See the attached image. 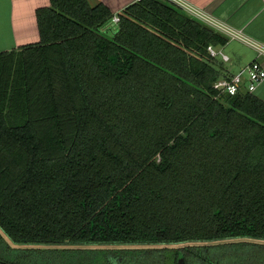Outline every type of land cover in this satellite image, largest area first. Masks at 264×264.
Here are the masks:
<instances>
[{
	"label": "trees",
	"instance_id": "1",
	"mask_svg": "<svg viewBox=\"0 0 264 264\" xmlns=\"http://www.w3.org/2000/svg\"><path fill=\"white\" fill-rule=\"evenodd\" d=\"M36 15L40 39L0 51L3 231L20 244L142 245L147 264H264L214 245L264 246V100L214 87L229 75L208 46L227 35L170 0L116 13L50 0Z\"/></svg>",
	"mask_w": 264,
	"mask_h": 264
},
{
	"label": "crops",
	"instance_id": "2",
	"mask_svg": "<svg viewBox=\"0 0 264 264\" xmlns=\"http://www.w3.org/2000/svg\"><path fill=\"white\" fill-rule=\"evenodd\" d=\"M99 1L108 5L115 13L137 0H89L94 5ZM205 10L209 15L242 32L250 39L264 43V0H187ZM50 5V0H0V51L16 48L22 44L40 39L36 10ZM228 37L226 45L218 47L231 55L224 61L228 75L253 60L264 61L256 48L239 38ZM236 42V44H233ZM250 49L252 54L243 50ZM233 66V68L231 67ZM264 100V80L253 92Z\"/></svg>",
	"mask_w": 264,
	"mask_h": 264
},
{
	"label": "rangeland",
	"instance_id": "3",
	"mask_svg": "<svg viewBox=\"0 0 264 264\" xmlns=\"http://www.w3.org/2000/svg\"><path fill=\"white\" fill-rule=\"evenodd\" d=\"M116 29L117 23L113 20L103 28L109 36ZM242 47L244 51L252 54L250 49L244 48V45ZM226 51L231 55L229 49ZM236 239L239 238L234 240ZM244 241L250 240L241 239L238 240L240 243L233 242L228 245H220L225 241H216L214 245H217L215 249L219 257L226 260L252 259V262L264 256V246L258 245L260 241L251 240V246H244L248 245L242 243ZM144 248L146 247L142 245L103 243L20 244L12 240L0 227V264H103L107 260H111L113 264H147L156 255Z\"/></svg>",
	"mask_w": 264,
	"mask_h": 264
},
{
	"label": "built area",
	"instance_id": "4",
	"mask_svg": "<svg viewBox=\"0 0 264 264\" xmlns=\"http://www.w3.org/2000/svg\"><path fill=\"white\" fill-rule=\"evenodd\" d=\"M174 4L185 10L190 16L206 23L215 30L224 33L231 38H239L247 41L250 45L257 49L258 54L264 57V43L253 40L244 36L241 31L232 28L226 23L215 19L209 15L205 10L191 4L187 0H170ZM113 22L118 23L119 16L115 14L112 18ZM208 50L213 56H220L223 60H228L229 56L223 50L214 45H209ZM264 80V61L253 60L248 65L238 70L233 75L224 76L219 78L214 87L225 94H237L240 90L254 92L257 86Z\"/></svg>",
	"mask_w": 264,
	"mask_h": 264
},
{
	"label": "flooded vegetation",
	"instance_id": "5",
	"mask_svg": "<svg viewBox=\"0 0 264 264\" xmlns=\"http://www.w3.org/2000/svg\"><path fill=\"white\" fill-rule=\"evenodd\" d=\"M183 257L184 258V264H206V263H211V264H220L218 260H207V259H199V258H189L186 259L183 255H180L177 260H172V259H167L164 260L165 264H180L179 259Z\"/></svg>",
	"mask_w": 264,
	"mask_h": 264
},
{
	"label": "water",
	"instance_id": "6",
	"mask_svg": "<svg viewBox=\"0 0 264 264\" xmlns=\"http://www.w3.org/2000/svg\"><path fill=\"white\" fill-rule=\"evenodd\" d=\"M179 263H180V264H184V258H183V257H181V258L179 259Z\"/></svg>",
	"mask_w": 264,
	"mask_h": 264
}]
</instances>
